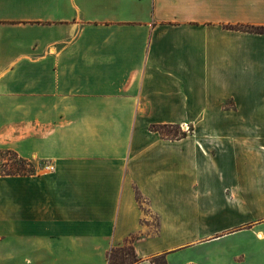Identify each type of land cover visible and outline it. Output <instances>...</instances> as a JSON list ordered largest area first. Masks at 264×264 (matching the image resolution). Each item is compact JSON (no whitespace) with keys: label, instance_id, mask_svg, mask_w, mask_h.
Returning <instances> with one entry per match:
<instances>
[{"label":"crops","instance_id":"1","mask_svg":"<svg viewBox=\"0 0 264 264\" xmlns=\"http://www.w3.org/2000/svg\"><path fill=\"white\" fill-rule=\"evenodd\" d=\"M246 25L264 0H0V150L35 166L0 175V264H109L133 237L136 264H264Z\"/></svg>","mask_w":264,"mask_h":264},{"label":"trees","instance_id":"2","mask_svg":"<svg viewBox=\"0 0 264 264\" xmlns=\"http://www.w3.org/2000/svg\"><path fill=\"white\" fill-rule=\"evenodd\" d=\"M237 29H245L250 32L264 33V25H246L240 26ZM151 129L158 131L162 136L165 137H181L185 135V131H181V127L175 124H153ZM3 152L13 153L18 157V162H12L7 164L1 160V154ZM2 165L5 166L2 169ZM35 171V166L32 161L19 156L13 150H0V175H17V174H31ZM137 199L142 202V196L137 192ZM134 237L127 240L125 244L114 246L108 252V263L109 264H136L140 257H138L134 245ZM154 264H164V259L154 258L152 259Z\"/></svg>","mask_w":264,"mask_h":264},{"label":"rangeland","instance_id":"3","mask_svg":"<svg viewBox=\"0 0 264 264\" xmlns=\"http://www.w3.org/2000/svg\"><path fill=\"white\" fill-rule=\"evenodd\" d=\"M189 132H192V128L190 127V130H189ZM188 132V133H189ZM18 157H16V155H14L13 153L11 154V153H8V152H3L2 154H1V160L3 161V162H6L7 164H10V163H14V162H18V159H17ZM5 168V166H3L2 165V169H4Z\"/></svg>","mask_w":264,"mask_h":264},{"label":"built area","instance_id":"4","mask_svg":"<svg viewBox=\"0 0 264 264\" xmlns=\"http://www.w3.org/2000/svg\"><path fill=\"white\" fill-rule=\"evenodd\" d=\"M190 127H191L190 124H185V125L183 126L182 130L185 131V132H189Z\"/></svg>","mask_w":264,"mask_h":264}]
</instances>
